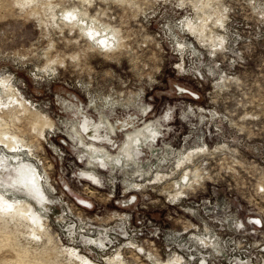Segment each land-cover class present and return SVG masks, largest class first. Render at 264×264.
<instances>
[{"label":"rangeland","instance_id":"rangeland-1","mask_svg":"<svg viewBox=\"0 0 264 264\" xmlns=\"http://www.w3.org/2000/svg\"><path fill=\"white\" fill-rule=\"evenodd\" d=\"M0 85V264H264V0H0Z\"/></svg>","mask_w":264,"mask_h":264},{"label":"bare ground","instance_id":"bare-ground-1","mask_svg":"<svg viewBox=\"0 0 264 264\" xmlns=\"http://www.w3.org/2000/svg\"><path fill=\"white\" fill-rule=\"evenodd\" d=\"M93 35H94V33H93ZM3 84V83H2ZM1 86V85H0ZM4 87V86H3ZM9 92L10 90L9 89H7L6 87L4 88V92ZM11 94V93H10ZM13 96V95H12ZM14 96H15V94H14ZM11 97V96H10ZM16 100H15V105L13 106V109H14V111L15 110H21L19 113H21L22 111L23 112H27V107H26V105H25V101L23 102V100H20V99H18V97H16L15 98ZM2 99L0 98V102H2L1 101ZM11 101V100H10ZM4 103V102H3ZM8 105H9V103H8ZM75 106V105H74ZM7 107V106H6ZM9 107V106H8ZM74 110H75V108H74ZM0 112L2 113V109H0ZM4 112V111H3ZM7 112V111H6ZM5 112V113H6ZM10 112V111H9ZM12 112V111H11ZM19 113H17V115L19 114ZM8 114V113H7ZM75 114V113H74ZM73 114V115H74ZM76 115V114H75ZM9 117V116H8ZM7 117V118H8ZM12 117V116H11ZM75 117H77V116H75ZM74 117V118H75ZM13 118H14V116H13ZM10 119V118H9ZM16 119V118H15ZM76 119V118H75ZM165 119V118H164ZM78 120V119H77ZM5 122V121H4ZM91 122V121H90ZM132 123V122H131ZM92 124V123H91ZM102 124V123H101ZM107 124H109L110 125V123H107ZM122 124H125V123H122ZM3 125V124H2ZM1 125V123H0V127L2 126ZM7 125V124H6ZM37 125V124H36ZM10 126V125H9ZM101 126V125H100ZM110 127V129H113L111 126H109ZM108 127V128H109ZM3 128V127H2ZM82 128H83V134H85L86 135V138H90V137H92V139H90L89 141H91V142H93V144H92V146H91V150H93V151H89V153L90 154H98V152L100 153V150H102L103 148H102V146L100 147V146H98L97 145V143L99 142V141H103V140H105L104 139V137L102 136V134H101V130L99 131V127L98 126H96V125H90L89 123H88V121L87 120H83V122H82ZM105 128V127H104ZM149 127H147V128H145L146 130L148 129ZM6 129V128H5ZM9 129V128H8ZM109 129V130H110ZM120 129V128H119ZM7 130V129H6ZM114 131V130H113ZM139 132V131H138ZM140 132H142V131H140ZM143 133V132H142ZM83 134H81L80 133V137H81V140H82V143L84 144V143H87V142H84V137H82V135ZM142 135V134H141ZM160 135V132H158V131H156V130H154V132H153V130H152V134H151V136L154 138V140L156 139V137L157 136H159ZM138 136V135H137ZM137 136H136V138H137ZM134 138L135 137H133L132 135H130V136H128V141H130V143L134 140ZM80 139V138H79ZM138 139V138H137ZM159 139V138H158ZM20 140V139H19ZM19 140H17V138L15 139V138H13V137H11V136H7V134L6 133H4V132H2L1 130H0V145H2V146H6V148L7 149H9V150H15V149H17L18 148V146L19 145H21V141H19ZM159 141V140H158ZM157 141V142H158ZM138 142V141H137ZM137 144V143H136ZM139 144V143H138ZM134 145V144H133ZM24 146V145H23ZM128 146H129V148H127L128 150H130V146H131V144H128ZM99 147V148H98ZM134 147V146H133ZM136 150H137V152H144L143 151V149L142 148H140L139 146H136ZM97 149H99V150H97ZM133 149V148H132ZM124 150V149H123ZM127 150V151H128ZM98 151V152H97ZM105 151V150H104ZM103 151V152H104ZM125 153H127L126 151H124ZM129 155V154H128ZM130 156H131V154H130ZM90 157H92V155L90 156ZM130 158H132V157H130ZM100 161H104V160H100ZM105 162V161H104ZM12 163V162H11ZM5 164V163H4ZM5 165H7V164H5ZM8 166V165H7ZM7 169H8V167H6ZM16 168V167H15ZM14 173H15V177H13V180H17V179H21L20 181H22V180H29L30 182L33 180V177H32V175H30V173H29V171H27V170H16V171H14ZM1 176H2V174H1V171H0V178H1ZM86 177V176H85ZM87 178V177H86ZM36 182V181H35ZM20 184H22V183H20ZM18 185V184H17ZM24 185V184H23ZM22 185V186H23ZM23 188H24V186H23ZM25 189V188H24ZM7 192V191H6ZM7 207L6 208H8V209H13L12 208V206L10 205V204H7L6 205ZM175 261V260H174ZM179 262V260H176L175 261V263H178ZM117 264H122L121 263V261L119 262V263H117ZM164 264H171V262L170 261H167L166 263H164Z\"/></svg>","mask_w":264,"mask_h":264}]
</instances>
